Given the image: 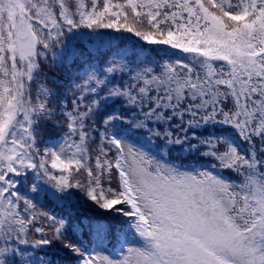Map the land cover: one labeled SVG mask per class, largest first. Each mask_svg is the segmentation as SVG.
I'll use <instances>...</instances> for the list:
<instances>
[{"label": "snow or ice", "instance_id": "snow-or-ice-1", "mask_svg": "<svg viewBox=\"0 0 264 264\" xmlns=\"http://www.w3.org/2000/svg\"><path fill=\"white\" fill-rule=\"evenodd\" d=\"M83 29L101 42V29L131 33L190 62L144 66L155 62L141 45L135 70L125 53L76 68L81 82L57 122L67 130L41 153L55 93L33 97L32 82L50 54L73 71L75 53L56 47ZM89 128L99 133L94 159ZM137 134L155 151L130 144ZM28 185L59 204L79 189V208L104 211L76 223L37 215ZM136 237L122 259L82 243L123 252ZM59 252L75 264H264V0H0V264H54Z\"/></svg>", "mask_w": 264, "mask_h": 264}, {"label": "trees", "instance_id": "trees-1", "mask_svg": "<svg viewBox=\"0 0 264 264\" xmlns=\"http://www.w3.org/2000/svg\"><path fill=\"white\" fill-rule=\"evenodd\" d=\"M88 3V0H85ZM115 2V0H114ZM119 2H123V0H119ZM206 3V0H205ZM209 7L211 11H215ZM130 11V10H129ZM186 15V14H185ZM131 23V21H129ZM82 31L83 35H74L73 33H68L63 39V43L56 47V51L58 55H67L71 53H75L71 61V69L69 70V66L65 64L64 66H59L55 61L52 60L51 54L49 55V59L47 62H40L39 75L35 81L32 82L31 91L33 97L36 96L37 92L41 88H46L50 92H54L55 95H49L46 99L48 102V107L53 109L55 115L52 119L41 120L39 123V148L41 153L45 147L44 141H47L49 145L56 142V140L62 138L64 132L67 130L66 125H58V121H63L65 118L60 115V107L61 103H66L68 105V110H71V101L74 98L72 92L74 90L73 80L79 83V73L74 70L78 67L88 68L89 65L98 66L100 69L106 67V61L112 59H119L117 53H125L129 60L123 61L128 64V67L131 69H136V65L140 64L141 61L135 59L132 55L133 52H139L140 46L144 45L145 49L150 51L151 54L148 56L149 61H154L155 63L149 64L147 61H144V66L159 68V66L164 63L171 61L175 63L176 61L181 62H190L191 54L184 53L180 49H171L168 46H156V45H146L145 42L140 41L139 38L135 37L131 33H117L112 29H101L99 30L103 42L100 40L94 39L92 35V31L88 29L79 30ZM116 37H120L117 39ZM136 45L134 48L133 45ZM163 49V51H157V49ZM143 60V58H141ZM133 73L124 75L123 79H129V76ZM44 99V97H42ZM112 108L119 109V105H113ZM122 111V110H121ZM91 123V122H90ZM90 131L91 136L94 138L95 142H89L88 149L90 153L93 155V159L95 154L98 152L99 148V133L97 131L88 129ZM100 131H103V125L100 126ZM213 134H219L224 132L225 129L220 126H212L207 130ZM207 134V132H205ZM142 134H137V136L132 137L138 140L143 144V149L146 151L154 152L155 149L151 148L149 143H144L143 139H141ZM158 143V141H154ZM130 144H135L129 141ZM136 147H140L135 144ZM180 155L179 153H173V157ZM179 163L180 161H176ZM186 163H191V161H185ZM50 165V160H49ZM199 166L201 168L209 167L207 160H201L199 162ZM57 172V170H52ZM223 175H230L229 173H222ZM233 179H236L234 174H231ZM84 177H80L83 179ZM42 183V182H41ZM50 187V186H49ZM31 185H28L27 188H22V192H28L30 197L33 198L34 203L36 204V213L40 215L41 213H50L56 216L57 218H64L65 220L71 219L73 223H76L77 219L82 218L83 215L87 214L88 216L93 215L94 212H103L104 210L100 209H89L85 213V211L79 208L77 201L80 200L82 194L79 189H72L73 200L69 203L59 204L56 201L52 200L48 197H40L36 193L30 192ZM38 226H45L43 222H41ZM47 231V229H46ZM51 235V233H49ZM135 234L133 232H129V239ZM38 238V234H33L31 239L35 240ZM83 246L85 248H89L93 254L99 255H108L110 258L114 259H122L124 255L127 254V247H139L141 241L136 237L135 240H130L129 245L124 248L123 252H120V246L116 245L113 247L112 242L106 241L103 245L97 247L94 244H89L88 240L82 241ZM36 255H42L38 250L36 251ZM50 258L54 261V264H75V260L70 256L65 255L63 252L59 253H50Z\"/></svg>", "mask_w": 264, "mask_h": 264}, {"label": "rangeland", "instance_id": "rangeland-1", "mask_svg": "<svg viewBox=\"0 0 264 264\" xmlns=\"http://www.w3.org/2000/svg\"><path fill=\"white\" fill-rule=\"evenodd\" d=\"M129 141H131V142H133V143H135V144H137V145H139V146L142 144V143H140L138 140H136V139H134V138H132V137H130Z\"/></svg>", "mask_w": 264, "mask_h": 264}]
</instances>
